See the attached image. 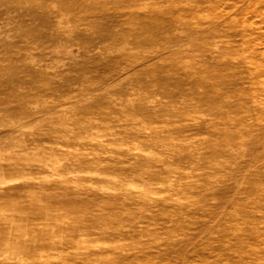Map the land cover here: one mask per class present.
Segmentation results:
<instances>
[{"label":"rangeland","instance_id":"1","mask_svg":"<svg viewBox=\"0 0 264 264\" xmlns=\"http://www.w3.org/2000/svg\"><path fill=\"white\" fill-rule=\"evenodd\" d=\"M0 264H264V0H0Z\"/></svg>","mask_w":264,"mask_h":264},{"label":"bare ground","instance_id":"2","mask_svg":"<svg viewBox=\"0 0 264 264\" xmlns=\"http://www.w3.org/2000/svg\"><path fill=\"white\" fill-rule=\"evenodd\" d=\"M253 215H254V214H253ZM253 215H252V216H253ZM254 216H255V215H254ZM251 218H252V217H251ZM245 224H246V223H245ZM241 241H243V240H241ZM242 243H243V242H242Z\"/></svg>","mask_w":264,"mask_h":264}]
</instances>
